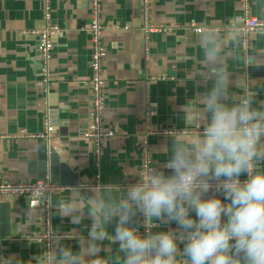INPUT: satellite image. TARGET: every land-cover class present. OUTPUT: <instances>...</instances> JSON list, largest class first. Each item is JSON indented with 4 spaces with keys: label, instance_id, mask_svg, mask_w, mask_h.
I'll return each mask as SVG.
<instances>
[{
    "label": "crops",
    "instance_id": "obj_1",
    "mask_svg": "<svg viewBox=\"0 0 264 264\" xmlns=\"http://www.w3.org/2000/svg\"><path fill=\"white\" fill-rule=\"evenodd\" d=\"M49 1L52 24L62 34L53 38L49 86L44 90L38 83L37 39L29 34L45 26L43 0H0V134L20 135V131H25L38 135L44 130L46 118L52 123L47 141L21 137L0 142V179L8 183L41 179L48 171L44 170L41 155V142H46L52 152L48 157L65 163L78 185L135 181L138 177L127 172L140 169V145L145 131L183 127V105L193 103L210 82L203 56L205 34L193 33L185 26L223 27L236 23L241 16L240 1L149 0L151 24L179 28L171 33H152L145 41L141 31L142 0H101L102 22L106 27L105 125L115 136L102 143L99 160L83 138L91 104L87 84L91 76V45L88 33L81 27L89 22L90 1ZM250 12L264 21V0H251ZM214 35L222 41V55L233 75V93L239 95L242 86L251 84L258 92L257 99L264 103V33L250 37L247 51L241 49L237 35ZM146 45L151 54L147 61ZM251 67L257 69L253 77L248 72ZM163 75L171 78L152 80ZM148 143L154 167L169 172L163 166L170 154L171 137H149ZM261 169L264 161L256 165V171ZM72 193L51 197L50 229L74 237L61 242L76 251L78 235L86 237L92 221L85 214L74 223L70 216L58 213L61 202L69 201ZM212 195L220 194L208 193ZM66 211H70V205ZM130 227L138 233L144 231L141 213H137ZM114 228L115 221L108 225V231L112 233ZM176 230L175 222L158 220L150 234ZM43 231L40 210L29 208L21 198H0V250L4 256L15 255L25 264H32L44 246L27 241L26 237ZM101 249L99 255L107 258L115 254L118 244L103 242Z\"/></svg>",
    "mask_w": 264,
    "mask_h": 264
},
{
    "label": "clouds",
    "instance_id": "obj_2",
    "mask_svg": "<svg viewBox=\"0 0 264 264\" xmlns=\"http://www.w3.org/2000/svg\"><path fill=\"white\" fill-rule=\"evenodd\" d=\"M202 45L210 82L181 109L184 126L172 132L163 166L170 171L149 159L127 172L134 183L77 186L58 213L74 223L86 214L87 236L78 235L76 251L50 237L32 264H264V169L255 170L264 161V103L251 84L233 93L217 36L206 33ZM137 213L148 229L167 220L177 230L141 236L130 227ZM103 242L118 244L115 254L99 255ZM0 264L25 261L0 255Z\"/></svg>",
    "mask_w": 264,
    "mask_h": 264
},
{
    "label": "built area",
    "instance_id": "obj_3",
    "mask_svg": "<svg viewBox=\"0 0 264 264\" xmlns=\"http://www.w3.org/2000/svg\"><path fill=\"white\" fill-rule=\"evenodd\" d=\"M90 6V18L89 22L82 25L81 29L86 31L90 37L91 54H90V70L91 76L88 80V89L91 96V104L89 110V121L83 134V138L88 141L92 146V151L96 157V160L100 158V151L102 143L106 139H110L115 136V132L109 129L105 125L106 117V94H105V72H104V60L106 57V49L103 43V32L106 27L102 22V3L101 0H89ZM241 6V16L236 23H231L223 27H200L195 24H190L185 26V29L192 31L196 34H206V33H230L238 36L241 49L247 51L250 46V37L255 33H264V21L257 20L251 15L250 12V1L251 0H239ZM142 27L141 31L144 36L145 41L152 33H171L178 25H173L171 27H165L162 25H154L149 22V0H142ZM43 20L45 26L41 30L31 31L29 34L37 39V50H38V66H39V86L47 90L49 86V64L52 57L53 49V38L55 36H60L62 34L61 30L52 24L51 20V8L50 1L43 0ZM26 34V33H25ZM151 54L148 46L144 47V60L147 61ZM171 77L165 75L159 78V80H166ZM177 128H163L157 130H147L145 131V138L140 145L141 154V164L140 169L143 170L148 164L149 159L151 160V165L154 166L152 154L149 148L148 138L154 136L161 137H171L173 131ZM52 132V123L46 118L44 120V130L38 135H28L25 131H20V135H7L0 134V142L9 139H19L21 137H31L40 140H48ZM247 176L241 178V180L246 179ZM138 180V179H137ZM135 181L122 183L127 185L129 183H134ZM98 183H84L78 186H90ZM121 185V184H120ZM119 186V185H118ZM76 187L63 186L57 182L51 181L49 178H42L35 180L33 182H18V183H8L0 179V198L12 197L24 199L29 208L38 209L42 212V221L44 225V231L41 233L30 234L26 237L27 241L42 243L44 248L49 243H54L50 240V237H55L58 239H73L71 235L68 234H57L50 229V212H51V197L53 195H59L63 193H70L74 191ZM209 193H215L210 191ZM142 220L144 223V231L140 234L144 236L145 234H150V229L146 226V221L142 215ZM152 228V227H151ZM0 255H3L0 250ZM4 256V255H3Z\"/></svg>",
    "mask_w": 264,
    "mask_h": 264
},
{
    "label": "water",
    "instance_id": "obj_4",
    "mask_svg": "<svg viewBox=\"0 0 264 264\" xmlns=\"http://www.w3.org/2000/svg\"><path fill=\"white\" fill-rule=\"evenodd\" d=\"M257 71L256 68L251 67L248 69L249 76L253 77L254 72ZM43 141V140H40ZM42 144V161L44 162V170L45 174L42 178H46V176L50 175V180L53 182H58L63 186H77L78 181L76 176L71 173L68 166L63 162H58L54 156L48 157V154L52 155L51 149L46 146V142H41ZM41 178V179H42Z\"/></svg>",
    "mask_w": 264,
    "mask_h": 264
}]
</instances>
